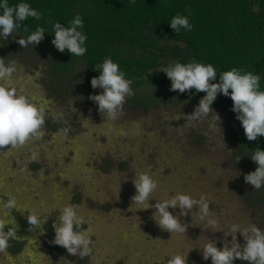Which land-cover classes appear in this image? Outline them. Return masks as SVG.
<instances>
[{"label":"rangeland","instance_id":"374dc122","mask_svg":"<svg viewBox=\"0 0 264 264\" xmlns=\"http://www.w3.org/2000/svg\"><path fill=\"white\" fill-rule=\"evenodd\" d=\"M43 54L23 50L4 60L6 66L16 62L11 83L18 94L44 107L46 115L43 137L0 150V219L12 227L19 213L28 217L35 212L46 222L28 235L21 253L0 252V264H60L61 257L69 264H167L171 256L190 250L187 264H211L210 258H202L204 244L215 240L223 248L224 239H232L223 232L232 224L243 228L254 223L264 231V211L248 203L255 204L256 198L254 186L244 180L251 172L240 170L233 160L231 130L236 121L231 114L212 108L187 123L184 117L197 106L191 101L193 93L187 92L149 101L146 109L144 102L134 104L128 97L118 118L106 121L98 105L88 100L92 86L81 68L75 69L78 76L53 81ZM160 70L153 71L161 76ZM170 86L167 78L139 90L143 97L150 91L158 97ZM138 171L158 182L150 204L177 192L195 199L205 196L218 228L205 227L195 208L193 219L191 212L180 217L185 233L172 236L159 228L151 218L154 209L131 207L136 192L132 180ZM68 204L77 206L85 221L81 230L91 236L92 251L85 257L66 249L60 257L53 255L52 225L58 209ZM169 211L176 215L180 209ZM237 240L244 244L239 233ZM233 264L249 262L237 259Z\"/></svg>","mask_w":264,"mask_h":264},{"label":"trees","instance_id":"16d2710c","mask_svg":"<svg viewBox=\"0 0 264 264\" xmlns=\"http://www.w3.org/2000/svg\"><path fill=\"white\" fill-rule=\"evenodd\" d=\"M10 6L27 3L41 13V19L29 17L21 22L5 40L0 36V55L2 59L13 56L14 52L40 50L46 54L51 79L66 81L80 75L75 72L81 68V75L88 79L98 77L100 72L95 65L102 64L107 58L117 63L125 78L131 80L134 95L129 102L143 103L144 109L149 101L158 102L179 94V91H167L153 97L150 91L141 95L142 86L161 84L166 73L157 76L154 69L161 70L170 64H187L195 61L204 65L211 64L216 69L218 83L220 75L232 68L252 72L260 77V90H264V0H8ZM2 14V10H0ZM81 16L84 22L82 31L87 40L83 45L87 51L83 56H72L68 50L58 51L52 44L53 25L57 22L67 27L75 16ZM186 16L192 25L191 31L181 28L179 33L170 26L171 19ZM25 27L28 29L25 31ZM37 27L45 29L44 39L37 45L29 44L22 48L16 41L27 38ZM22 51H21V50ZM25 53V52H24ZM43 54V55H45ZM69 82V80L67 81ZM91 93L100 94L103 90L93 89ZM231 91V90H230ZM186 91L184 94H186ZM191 100L198 105L204 92L191 91ZM89 101H92L88 99ZM165 101V100H164ZM163 101V102H164ZM233 101L222 93L217 95L212 108L231 114L236 121L231 130L234 142L233 160L250 172L257 165L251 159L256 148L264 150V136L249 141L244 135L241 122L231 111ZM53 128L55 122L51 123ZM241 157V158H240ZM238 158L240 160L238 161ZM253 204L264 211V186L255 190ZM248 201V199H246ZM30 224L25 225V230ZM61 252H58V256Z\"/></svg>","mask_w":264,"mask_h":264},{"label":"clouds","instance_id":"9594fccd","mask_svg":"<svg viewBox=\"0 0 264 264\" xmlns=\"http://www.w3.org/2000/svg\"><path fill=\"white\" fill-rule=\"evenodd\" d=\"M0 10H2L0 36L5 40L15 29L21 27V22L29 17L41 19V13L27 3L10 6L8 0H0ZM169 23L177 34L181 28L189 31L192 28L186 16L176 15ZM83 26V19L79 15L69 21L67 27L59 22L55 23L52 44L60 52L68 50L72 56H83L87 51L83 46L87 36L79 30ZM27 30L25 27V31ZM44 35L45 29L37 27L26 39L21 37L16 42L22 48H26L29 44H39L44 39ZM95 68L100 75L91 79V86L93 89L100 88L103 91L100 94L91 95L89 99L98 105V111L102 117L106 118V121L115 120L122 113L127 98L134 95L131 88L132 81L125 78L119 65L111 58L105 59L102 64L95 65ZM16 71L15 61H9L6 66L4 59L0 58V150L14 149L44 136L45 108L33 103L26 95L18 94L11 83ZM160 71L166 73L167 78L170 79V90L173 92L179 91L183 94L194 89L197 93H206L200 99L195 111L184 117L187 123L209 114L217 95L222 93L233 101L231 111L236 113V119L241 122L246 138L249 141H255L258 137L264 136V90H260L258 75L232 68L220 75L218 83H212L217 79L213 65H204L195 61L187 64H170ZM88 122L89 120L85 119V124ZM251 159L257 167L255 171L245 174L244 180L254 186L255 190H259L264 186V150L256 148ZM132 183L136 192L131 197V207L136 206L138 210L154 209L151 218L159 228L170 232L172 236L188 231L181 224L180 217L187 216L191 212L193 219L194 208L197 209L195 215L200 221L205 222V227L218 228V221L212 218L205 196L195 199L190 194L177 192L168 199L150 204L153 193L158 189V182L149 173L138 171ZM169 208H179L180 212L174 215ZM58 211L59 216L52 225L55 236L51 243L65 248L71 255L79 254L80 257L89 255L92 251L90 247L92 240L87 230H81L85 221L79 214L77 206L68 204L59 208ZM27 219L28 223L36 228H41L46 222L35 212L29 214ZM223 233L224 237L230 235L231 241L225 242L224 239L223 248L217 247L215 240L205 243L202 252V258L205 261L210 258L211 264H233L239 259L249 264H264V231L256 224L250 223L243 228L232 224L229 232ZM238 233L243 236V245L237 240ZM15 238V231L7 221L0 219V252H4L9 246V240ZM189 252L186 255L171 256L167 264H187ZM60 264H69V261L61 257Z\"/></svg>","mask_w":264,"mask_h":264},{"label":"flooded vegetation","instance_id":"af4514ba","mask_svg":"<svg viewBox=\"0 0 264 264\" xmlns=\"http://www.w3.org/2000/svg\"><path fill=\"white\" fill-rule=\"evenodd\" d=\"M28 219L23 214L19 213L17 217L15 218V224L11 227L15 233L16 238L9 240V246L7 247V252L14 253V255L19 254L23 251L24 246L26 244V240L29 238L28 235L31 234V232H35L34 226L30 225V229L27 231L25 230V225H28ZM7 230V229H5ZM47 243L50 244L49 239H46ZM52 247L55 249L54 256L58 257V252L65 251V248L60 247L58 245L52 244Z\"/></svg>","mask_w":264,"mask_h":264},{"label":"crops","instance_id":"0c3cea01","mask_svg":"<svg viewBox=\"0 0 264 264\" xmlns=\"http://www.w3.org/2000/svg\"><path fill=\"white\" fill-rule=\"evenodd\" d=\"M3 253H6V254L8 253L9 255H11V254L13 255V254H14V253L7 252V250H5ZM13 256H14V255H13ZM58 257H60V255H59ZM13 258H14V257H13Z\"/></svg>","mask_w":264,"mask_h":264}]
</instances>
